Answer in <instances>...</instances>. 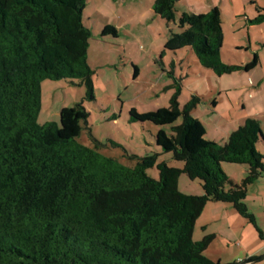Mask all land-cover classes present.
Listing matches in <instances>:
<instances>
[{
	"label": "trees",
	"instance_id": "obj_1",
	"mask_svg": "<svg viewBox=\"0 0 264 264\" xmlns=\"http://www.w3.org/2000/svg\"><path fill=\"white\" fill-rule=\"evenodd\" d=\"M176 1L155 0L154 12L172 23ZM86 3L0 0V264H220L205 255L214 236L193 241L194 225L208 202L231 204L255 225L242 201L248 186L264 177L259 121L244 120L219 143L205 140L202 124L190 116L195 96L182 107L174 95L169 108L129 111L131 122L171 125L169 135L158 129L154 142L184 163L181 169L158 163L159 153L128 156L134 161L128 166L103 155L96 139L92 146L79 143L88 116L80 103L62 108L58 124H38L45 80H79L92 99L91 33L81 18ZM260 10L255 22L264 21ZM178 27L165 51L189 48L218 77L257 65L256 56L244 67L221 61L217 7L183 12ZM100 35L117 36L110 26ZM222 162L244 165L247 176L233 184ZM154 166L157 179L146 172ZM181 174L199 180L203 195L182 194Z\"/></svg>",
	"mask_w": 264,
	"mask_h": 264
},
{
	"label": "rangeland",
	"instance_id": "obj_2",
	"mask_svg": "<svg viewBox=\"0 0 264 264\" xmlns=\"http://www.w3.org/2000/svg\"><path fill=\"white\" fill-rule=\"evenodd\" d=\"M154 2L87 0L81 18L91 33L87 64L92 70V99L79 80H45L40 85L37 123L58 124L62 108L80 103L88 116L77 141L92 146V138L96 139L102 144L103 155L128 166L134 165L128 156L159 153L158 163L183 168L184 163L155 146L158 129L169 135L171 125L131 122L128 116L131 110L146 113L169 108L174 95L181 107L192 96L199 99L190 116L202 124L207 141L226 142L238 122L246 119L258 120L264 137V21H254L264 8V0H177L172 23L154 12ZM214 7L221 18V61L244 67L256 56L257 65L251 70L234 69L218 77L202 67L189 48L165 51L171 34L181 32L178 19L183 12L202 14ZM104 26L113 27L117 36L102 37ZM181 122L179 118L172 126ZM257 150L264 162V144H258ZM220 166L233 184L247 176L244 165L222 162ZM146 172L158 178L155 166ZM229 188L226 185V190ZM178 189L185 195H203L200 181L186 174L179 176ZM242 202L255 225L223 202H208L195 222L193 241L213 235L205 255L220 264H243L249 258L253 259L246 264H264V177L248 186Z\"/></svg>",
	"mask_w": 264,
	"mask_h": 264
},
{
	"label": "crops",
	"instance_id": "obj_3",
	"mask_svg": "<svg viewBox=\"0 0 264 264\" xmlns=\"http://www.w3.org/2000/svg\"><path fill=\"white\" fill-rule=\"evenodd\" d=\"M239 124L241 123V122H238Z\"/></svg>",
	"mask_w": 264,
	"mask_h": 264
},
{
	"label": "water",
	"instance_id": "obj_4",
	"mask_svg": "<svg viewBox=\"0 0 264 264\" xmlns=\"http://www.w3.org/2000/svg\"><path fill=\"white\" fill-rule=\"evenodd\" d=\"M244 264H246V263H244Z\"/></svg>",
	"mask_w": 264,
	"mask_h": 264
}]
</instances>
